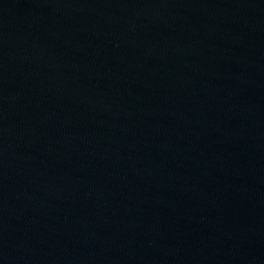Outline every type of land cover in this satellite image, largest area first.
Instances as JSON below:
<instances>
[{
	"label": "water",
	"instance_id": "95a60500",
	"mask_svg": "<svg viewBox=\"0 0 264 264\" xmlns=\"http://www.w3.org/2000/svg\"><path fill=\"white\" fill-rule=\"evenodd\" d=\"M0 264H264V0H0Z\"/></svg>",
	"mask_w": 264,
	"mask_h": 264
}]
</instances>
